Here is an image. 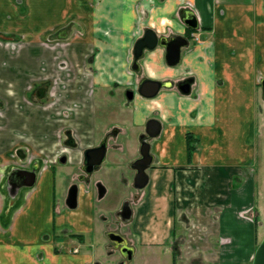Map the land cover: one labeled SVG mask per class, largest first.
<instances>
[{
  "label": "crops",
  "instance_id": "obj_1",
  "mask_svg": "<svg viewBox=\"0 0 264 264\" xmlns=\"http://www.w3.org/2000/svg\"><path fill=\"white\" fill-rule=\"evenodd\" d=\"M182 10L194 13L196 30L185 26ZM147 28L160 38L188 40L177 66L169 67L164 48L157 47L144 53L138 73L131 70L133 46ZM139 77L194 80L189 95L170 87L132 103L135 125L151 117L161 124L150 142L148 170L156 198L138 210L140 225L155 206L168 216L220 212L224 226L244 207L253 211L256 144L264 125V0H0V162L18 148L25 154L21 166L0 171V264L89 263L90 245L80 248L86 237L77 245L60 236L70 229L91 233L88 197L81 193L80 207L61 217L64 206L55 200L60 169L53 160L47 166L43 155L58 152L70 131L77 146L65 149L62 175L73 182L84 151L101 134L94 95L109 98L111 89ZM186 134L197 140L190 158ZM34 165V186L11 192V170Z\"/></svg>",
  "mask_w": 264,
  "mask_h": 264
},
{
  "label": "rangeland",
  "instance_id": "obj_2",
  "mask_svg": "<svg viewBox=\"0 0 264 264\" xmlns=\"http://www.w3.org/2000/svg\"><path fill=\"white\" fill-rule=\"evenodd\" d=\"M111 90L109 94H105L110 95L112 93L114 95L113 92L118 91L120 92L119 97H121V88L119 90L114 88ZM98 96L95 94L93 100L98 109V123L100 125L98 132L103 134L105 133V120L115 113V109H110L106 106L101 101L105 99L102 97L99 99ZM114 96V98L118 97ZM117 104L120 107L127 108L123 119L128 120L120 123L121 113H117V115L112 117V123H119V126L126 129V133L130 138L127 137L128 145L122 146V152L120 153L117 151L115 153L113 151L114 147H109V152H107L104 162L99 170L91 175L90 182L88 184L80 183L81 186L85 185V189L94 192V183L100 180L103 182L107 193L103 202L97 203L95 200L94 204L98 215H95L97 218L94 219L91 234L86 235L85 244L80 246L81 252H85L86 245H90V249H88V253L91 255L89 262L98 261L101 264H115L119 257L117 252H114V256L110 258L106 256V251L109 249L107 248L109 241L106 233L118 232L125 236L134 250L132 260L127 264H251L254 251L264 238V125H262L263 130L259 133L256 144L257 158L254 168L256 170L257 196L254 198L253 211L250 210L252 208L244 207L241 211V216L238 215L235 220L231 219L229 224L224 226L222 220H218L220 219V212L195 213L193 217L188 215L186 217L187 222L182 221L179 212H175L174 222H172L171 217L165 214L164 209L159 210L161 208L155 206V212L151 214L147 221L143 222V225H140L143 217L141 216V211L139 213L138 210L142 208L145 200H154L156 198L153 189L154 177L148 171V185L142 191H136L133 188V171L128 168V164L137 156L138 151L135 153V150H137L135 145L142 128H140L141 126H138V129L131 127V103L124 101L126 105L118 102ZM102 124L103 126H101ZM119 138L120 140L122 139L121 136ZM22 149L18 148L16 154H14L13 150L9 152L7 161L0 162V171L6 172L13 167L19 166L18 158L20 160L25 158ZM32 149L37 152L36 147ZM30 153L28 155H31ZM50 153H47L49 156L51 155L50 158L56 154V152L54 154L53 150ZM110 154L111 156L113 154V159L119 161L118 164L111 163V160L108 159ZM11 155L14 156L12 157ZM58 167L60 171L56 174V200L57 203L61 204L66 187V178L62 175L63 165L59 164ZM78 173H80L79 169L76 171V174ZM76 181L75 178L74 182ZM133 196H136V199ZM124 200H128L131 203L133 210V216L129 222L120 223L116 226L112 224V221H109L108 224L100 221V213L108 217H114V211L120 207ZM165 202L167 203L168 201L166 200ZM166 203L164 204L165 206ZM153 204L156 205L157 201H154ZM148 209H150V206ZM161 211H163V214ZM63 216L65 217V214L61 217ZM66 216L69 219V215L67 214ZM174 246L177 248L176 252H173Z\"/></svg>",
  "mask_w": 264,
  "mask_h": 264
},
{
  "label": "water",
  "instance_id": "obj_3",
  "mask_svg": "<svg viewBox=\"0 0 264 264\" xmlns=\"http://www.w3.org/2000/svg\"><path fill=\"white\" fill-rule=\"evenodd\" d=\"M185 13L183 23L189 29L196 30L198 28L197 19L193 12L189 10H182L181 14ZM188 46V40L182 36H171L170 38H159L152 29H145L143 35L136 40L132 50V63L131 70L135 73L140 71L139 61L143 59L144 53L153 51L157 47H162L165 50V62L169 67L177 66L180 63L182 49ZM193 78H187L178 84L179 92L183 95H189L191 92V85ZM172 86L171 83L159 82L151 79H143L139 85L138 93L146 99L154 98L161 89ZM182 86V87H181ZM262 98L264 99V79L261 81ZM131 98V94H129ZM161 130V124L157 119H149L146 123V134L141 137V145L139 148L140 158L133 164V169L136 171L134 178L135 188L142 191L148 184L149 176L147 170L153 163V156L150 153V144L148 139L156 138ZM106 145L105 141L95 148L87 149L84 151L83 171L89 175L94 170L98 169L99 165L105 158ZM37 168L34 165L31 170L13 169L8 175V181H14L12 186L15 190L22 187H32L35 183ZM12 183V182H11ZM100 189L99 196L102 197L104 187L99 184ZM77 198V186L73 185L69 191L67 206L70 209L76 207ZM131 218V211L126 213L125 221H129ZM109 238L117 245L125 244L123 239L114 234H109ZM123 246V245H122ZM128 259L132 257V251L129 249L124 252ZM99 264V263H95ZM251 264H264V238L258 244Z\"/></svg>",
  "mask_w": 264,
  "mask_h": 264
},
{
  "label": "flooded vegetation",
  "instance_id": "obj_4",
  "mask_svg": "<svg viewBox=\"0 0 264 264\" xmlns=\"http://www.w3.org/2000/svg\"><path fill=\"white\" fill-rule=\"evenodd\" d=\"M160 38V37H159ZM170 38V37H169ZM187 78H190V77H186V78H184L183 80H185V79H187ZM143 79H146L145 77L144 78H141V80L140 81H138L136 84H132L131 86H129L128 84L127 85H125L124 87H121V89H122V91H121V97H119V95H120V92H113L114 93V95H116V96H118V97H116V98H114L115 96L112 94V93H110V96H109V98H106L105 100H101L104 104H106V106H108L110 109H115V113H113L110 117H108V119L107 120H105L106 121V124H105V128H104V132L105 133H103V134H100V137H99V140L97 141V143L94 145V146H92L91 148H95V147H98V146H100L102 143H103V141H105V145H106V151H105V158H106V155H107V152H109V147H114V149H113V151H117L118 152V146H125V145H128V142H127V139L129 138L128 137V134L126 133V129H124L123 127H121V126H119V123L118 124H113L112 122H113V119H112V117L114 116V115H117V113H121L120 114V123L122 122H125V121H127L128 119H123V115H124V111H123V109L125 108V107H120L118 104H117V102L119 103V104H124V101H126V103H133V101L135 100V98L136 97H141V98H143L139 93H138V88H139V85H140V83L142 82V80ZM183 80H179V81H177V82H169V83H171L172 84V86H170V87H172V88H175L178 92H179V87H178V84L181 82V81H183ZM193 82H194V80H193ZM192 85H193V83H192ZM192 85H191V87H192ZM170 87H168V88H170ZM182 87V86H181ZM192 89V88H191ZM162 90V89H161ZM160 90V91H161ZM39 91V90H38ZM37 91V92H38ZM159 91V92H160ZM38 93H40V92H38ZM180 93V92H179ZM129 94H131V98H129ZM181 94V93H180ZM144 99H146V98H144ZM124 105H126V104H124ZM120 111V112H119ZM149 119H152V117L151 118H149ZM148 119V120H149ZM155 119V118H154ZM125 120V121H124ZM147 120V121H148ZM147 121L145 122V124L144 125H142L140 128H142V129H140V130H142V131H140V135H139V138H138V141H137V143H136V145L135 146H137V150H135V153L137 152V156L135 157V158H133V162L131 161L129 164H128V168H130L132 171H133V175H132V186H133V188L136 190V191H139L138 189H136L135 188V182H134V178H135V175H136V171L133 169V164H134V162L136 161V160H138L139 158H140V152H139V148H140V145H141V137L143 136V135H145L146 133V123H147ZM130 124H132L131 125V127L134 129V128H136V129H138V126L137 125H135L134 123H133V121L130 123ZM111 126V127H110ZM108 129V130H107ZM107 131V132H106ZM122 137V139L120 140V138L119 137ZM128 137V138H127ZM130 139V138H129ZM153 139H155V138H152V139H148V142H149V144H150V142L153 140ZM77 146V141H76V139H75V137L73 136V134L70 132V131H67V132H65V134H64V140H63V144H62V148L58 151V152H56V154H55V156L54 157H52V158H50V156L48 155V154H44L43 155V162L44 163H47V166H49L50 164V162H51V160H53L54 162H55V164H57V165H59V164H62L63 166H65L68 162H69V156H68V154H67V152H66V150L65 149H67V148H75ZM91 148H89V149H91ZM65 150V151H64ZM122 152V151H121ZM120 153V152H119ZM110 156V155H109ZM105 158H104V160H105ZM104 160H103V162H104ZM102 162V163H103ZM110 162V161H109ZM101 163V164H102ZM19 166H21V165H19ZM100 166L101 165H99V167H98V169H96V170H94L91 174H89V175H87L84 171H83V164L80 166V168H79V170H80V173H78L77 174V176H76V182H69L68 181V178L69 177H66V187H65V191H64V193H63V198H62V203L60 204V205H62V206H64L62 209H61V211H60V213H59V215H63L64 214V212L65 211H68V212H73V211H75V210H77L79 207H80V195H81V193L82 194H84V195H86L87 197H88V200H89V207H90V211H91V214H92V223H93V225H94V219H96L97 218V216H95V215H98L97 213V210L95 209V204H94V202H95V200H96V202L97 203H101V202H103V200L105 199V196H106V188H105V186L103 185V182L102 181H96L95 183H94V192H92V191H89V190H87V189H85V187H84V189H83V192L81 191V188H80V183H83V184H88L89 182H90V177H91V175L95 172V171H97V170H99V168H100ZM33 167V166H32ZM32 169V168H31ZM149 170V169H148ZM147 170V171H148ZM12 171V170H11ZM35 180H36V177H35ZM149 181V180H148ZM12 182V183H11ZM11 182H9V187H10V190H11V192H14L15 191V188L12 186V184H14L13 182L14 181H11ZM99 184H101L103 187H104V189H103V191H104V193H103V195H102V197H100L99 196V193H100V189L98 188V185ZM73 185H76L77 186V198H76V207L74 208V209H70L68 206H67V199H68V194H69V191H70V189H71V187L73 186ZM34 186V185H33ZM32 186V187H33ZM32 187H26V188H32ZM20 189V188H19ZM90 192H92V193H90ZM90 195V196H89ZM133 198L134 199H136V196H133ZM55 200H56V195H55ZM56 202H57V200H56ZM56 202H55V204H56ZM129 211H131V218H130V220L132 219V216H133V210H132V207H131V203L128 201V200H124V201H122V203H121V205H120V207L117 209V210H115L114 211V217H108V216H106L105 214H103V213H100L99 214V217H100V221H102V222H104L105 224H108L109 223V221H112V224H114V225H119L120 223H127V222H129V221H125V217H126V213L127 212H129ZM58 215V216H59ZM57 216V217H58ZM95 216V217H94ZM170 217H171V221L172 222H174V213H172L171 215H170ZM54 218H56V215H54ZM182 221H184V222H187V219H186V216H184V215H182ZM92 229H93V226H92ZM56 231H57V229H56ZM67 232V233H66ZM66 232L64 231L63 233H61L60 234V236H62L63 238L62 239H65V238H68V239H72V240H75V243L77 244V245H79L80 244V241H82L85 237H86V235L87 234H83L82 235V233H80V232H75L74 230H72V229H70L69 231H67L66 230ZM111 233H114V234H116V235H118V236H120L122 239H123V241L125 242V244H122V245H117L114 241H112L110 238H109V234H111ZM88 234H91L90 232H88ZM56 236H57V233L55 234ZM58 236H59V234H58ZM106 237L108 238V241H109V245H108V247L107 248H109L108 249V251H106V256L108 257V258H110V257H112V256H114L113 255V253L114 252H117L118 253V259L116 260V262H115V264H127L128 262H130L131 260H132V257H133V252H134V250H133V247L129 244V242L127 241V239L125 238V236H123V235H121V234H119L118 232H108V233H106ZM122 249H125L124 250V252H126V251H128L129 249H131V251H132V257H131V259H128V257H127V255H125L123 252H122ZM176 250H177V248H176V246H174V248H173V252H176ZM73 253H77V250H73ZM95 263H99V264H101L100 262H98V261H93V262H89L88 264H95Z\"/></svg>",
  "mask_w": 264,
  "mask_h": 264
},
{
  "label": "trees",
  "instance_id": "obj_5",
  "mask_svg": "<svg viewBox=\"0 0 264 264\" xmlns=\"http://www.w3.org/2000/svg\"><path fill=\"white\" fill-rule=\"evenodd\" d=\"M186 138H187V154H188V158H190L192 154L196 151L197 140L191 134H186Z\"/></svg>",
  "mask_w": 264,
  "mask_h": 264
}]
</instances>
